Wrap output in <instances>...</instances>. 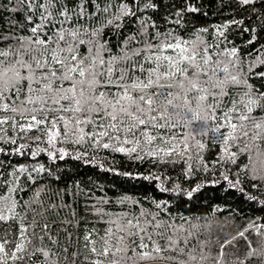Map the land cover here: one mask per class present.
Here are the masks:
<instances>
[{
    "label": "snow or ice",
    "instance_id": "obj_1",
    "mask_svg": "<svg viewBox=\"0 0 264 264\" xmlns=\"http://www.w3.org/2000/svg\"><path fill=\"white\" fill-rule=\"evenodd\" d=\"M207 188L264 213V0H0V264H264Z\"/></svg>",
    "mask_w": 264,
    "mask_h": 264
},
{
    "label": "trees",
    "instance_id": "obj_2",
    "mask_svg": "<svg viewBox=\"0 0 264 264\" xmlns=\"http://www.w3.org/2000/svg\"><path fill=\"white\" fill-rule=\"evenodd\" d=\"M229 15L228 12L224 13V16L227 17ZM209 23L219 22L221 17L218 15L210 16L207 18ZM234 39L238 44L243 43L247 39V34H240L234 33ZM111 159V157H109ZM116 159V166L118 168L123 169H142L143 166L133 163L131 161L124 160L122 157L117 155ZM76 162H69L65 171L72 172L74 171L72 165ZM82 179H86L89 175H91L94 179L99 177V182L108 186L112 183H115L117 189L121 191H127L129 194L135 195L137 197H143L146 194H152L156 196H160L161 194L152 186L148 185L147 182L144 181H131L124 177L114 176L112 174H105L100 172L98 169H91L88 167L80 168V173ZM115 190V189H114ZM190 207L187 209L182 208L181 211H185L187 214L188 212L194 214H208L211 209L215 205H219L221 208L224 209L223 212H218L216 215L219 216L221 219L225 217H229V213L232 209H241L243 208L244 214L243 216H233L230 217L235 221L237 224L243 223V220L248 215H264V213L259 212L258 205H252V209H256L255 211H249V204L242 203L241 197L239 193H235L232 191H224L219 188H207L202 192L198 193L191 202H189ZM229 231H232L229 229ZM239 244H243V241H239Z\"/></svg>",
    "mask_w": 264,
    "mask_h": 264
}]
</instances>
